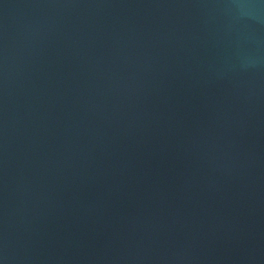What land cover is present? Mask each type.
Returning a JSON list of instances; mask_svg holds the SVG:
<instances>
[{"label": "water", "instance_id": "1", "mask_svg": "<svg viewBox=\"0 0 264 264\" xmlns=\"http://www.w3.org/2000/svg\"><path fill=\"white\" fill-rule=\"evenodd\" d=\"M0 264H264V0H0Z\"/></svg>", "mask_w": 264, "mask_h": 264}]
</instances>
